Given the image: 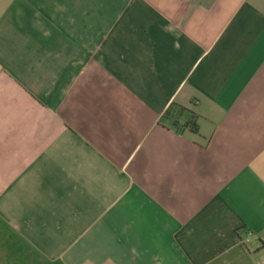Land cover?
<instances>
[{"label": "crops", "instance_id": "obj_1", "mask_svg": "<svg viewBox=\"0 0 264 264\" xmlns=\"http://www.w3.org/2000/svg\"><path fill=\"white\" fill-rule=\"evenodd\" d=\"M0 264H264V0H0Z\"/></svg>", "mask_w": 264, "mask_h": 264}, {"label": "trees", "instance_id": "obj_2", "mask_svg": "<svg viewBox=\"0 0 264 264\" xmlns=\"http://www.w3.org/2000/svg\"><path fill=\"white\" fill-rule=\"evenodd\" d=\"M160 123L178 134H182L185 130L193 133L198 131L196 113L174 101L170 102L162 113Z\"/></svg>", "mask_w": 264, "mask_h": 264}]
</instances>
